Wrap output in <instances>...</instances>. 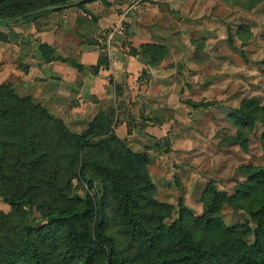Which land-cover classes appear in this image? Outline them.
Returning a JSON list of instances; mask_svg holds the SVG:
<instances>
[{
    "label": "rangeland",
    "instance_id": "374dc122",
    "mask_svg": "<svg viewBox=\"0 0 264 264\" xmlns=\"http://www.w3.org/2000/svg\"><path fill=\"white\" fill-rule=\"evenodd\" d=\"M182 1L188 8L199 9L198 13L194 18L185 14V19L170 16L166 23L161 22V27L168 26L163 39L169 52L154 68L155 78L145 71L133 84L115 85L109 73L106 78L115 85L110 102L85 103L80 111L66 118L79 125L75 128L49 111L63 120L71 133H82L104 112L120 140L102 134L93 141L110 139L115 147L147 154L146 167L155 187L152 197L172 206L164 221L167 228L180 217L181 198L189 213L202 217L210 182L219 191L235 196L250 179L249 166L264 168L263 122L256 120L251 130H241L235 116L244 100L255 99L264 105V0ZM135 2L145 11L165 9L166 4L163 0ZM139 9H128L129 18L135 19ZM124 18H120L119 26L130 36L133 26ZM9 33L15 44V24H0V84H9L14 93L27 97L16 89L19 62L16 47L6 46L11 42ZM88 41L109 50L113 46L108 35L102 42L94 36ZM199 45L202 48L197 50ZM68 62L78 70L77 59ZM72 104L76 105L74 101ZM38 115L28 113L21 131L12 127L0 130V212L9 221L4 226L0 223L1 236L3 232L12 236L29 210L28 206L14 208L3 194L31 196V217L39 218L40 211L60 207L67 199L84 193L85 164V172H96L99 156L109 159L107 151L101 155L96 147H85L82 156L71 145L58 146L53 122L43 116L39 119ZM19 122L20 119L13 124ZM77 128L86 129L73 131ZM96 189L104 193L101 179L97 180ZM94 192L91 191L92 195ZM115 196L114 193L111 201L116 200ZM112 204L106 216L109 229L116 233ZM221 214L226 225L249 221L253 229L256 227L251 214L244 209L224 204ZM248 240L251 242L254 236Z\"/></svg>",
    "mask_w": 264,
    "mask_h": 264
},
{
    "label": "trees",
    "instance_id": "16d2710c",
    "mask_svg": "<svg viewBox=\"0 0 264 264\" xmlns=\"http://www.w3.org/2000/svg\"><path fill=\"white\" fill-rule=\"evenodd\" d=\"M94 1L98 0H0V24L37 19L51 12L36 13L50 5L84 7ZM201 48L199 45L196 49ZM140 50L152 65H159L169 52L158 44H143ZM40 51L46 62L61 59L54 57L45 44L40 45ZM133 51L136 54L137 49ZM108 65V58L101 56L90 70L97 74ZM75 67L84 70L82 64L76 63ZM28 113L53 122L58 146L71 145L82 156L85 147H96L101 155L107 151L109 159L99 156L96 172H85L84 160V193L67 199L60 207L40 211L39 218L31 217V196L3 194L14 208L28 206L29 210L12 236L0 234V264H264V168L249 166L250 179L235 196L219 191L210 182L202 217L189 213L181 198L180 217L167 228L164 221L172 206L152 197L155 187L146 167L147 154L112 145L110 139H120L104 112L82 133H71L63 120L52 116L30 96L21 97L9 84H0V130L12 127L21 131ZM235 116L241 130H251L256 120L264 124V105L255 99L244 100ZM18 119L20 122L13 124ZM102 134H110V139L93 141ZM98 179L104 184L103 194L96 189ZM113 192L116 200L111 201ZM110 203L116 215V233L108 227L106 210ZM224 204L249 212L256 227L253 229L249 221L226 225L221 214ZM4 218L0 212L3 226L9 223ZM251 235L254 240L250 242Z\"/></svg>",
    "mask_w": 264,
    "mask_h": 264
},
{
    "label": "crops",
    "instance_id": "0c3cea01",
    "mask_svg": "<svg viewBox=\"0 0 264 264\" xmlns=\"http://www.w3.org/2000/svg\"><path fill=\"white\" fill-rule=\"evenodd\" d=\"M135 1L98 0L89 2L84 7L69 6L62 11L53 10L37 19L15 24V44L9 33L11 42L6 46L8 49L16 47V60L19 62L16 69V89L64 119L68 126L72 124L73 127H78L79 125L66 118L80 111L85 103H109L115 85L133 84L141 79V73L145 71L154 77L158 67L150 64L148 58L140 53V46L158 44L169 49L163 39L168 26L161 27V22L166 23L170 16L185 19V14L194 18L199 9L188 8L182 0H163L166 3L165 9L156 7L145 11L143 8L139 9L140 4L137 5ZM131 8L139 9L137 22L136 18H129L130 15L127 14V10ZM178 14H182V17L177 16ZM120 18L126 19L127 24L133 26V32L129 31L130 36H126L119 26ZM107 35L113 45L110 50L109 47L105 49L88 41L94 36L95 40L102 42ZM181 36L183 38L185 33L182 32ZM41 44L49 46L53 50V56L61 59L46 62L40 51ZM183 44H186L184 39ZM183 44L180 45L181 48ZM133 49H137L136 54ZM101 56L108 58L109 65L102 66L99 73L95 74L89 69L98 63ZM68 59H77L84 70L73 68ZM108 74L115 85H111L106 78ZM85 129L77 128L73 131Z\"/></svg>",
    "mask_w": 264,
    "mask_h": 264
},
{
    "label": "water",
    "instance_id": "95a60500",
    "mask_svg": "<svg viewBox=\"0 0 264 264\" xmlns=\"http://www.w3.org/2000/svg\"><path fill=\"white\" fill-rule=\"evenodd\" d=\"M64 8H66L65 5H50V6H47L45 8L38 10L36 13L45 12V11H53V10L64 9Z\"/></svg>",
    "mask_w": 264,
    "mask_h": 264
}]
</instances>
